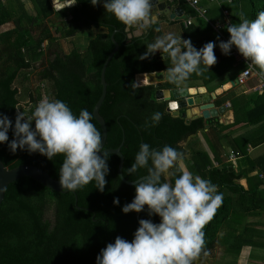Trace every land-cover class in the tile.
<instances>
[{
  "label": "trees",
  "instance_id": "trees-1",
  "mask_svg": "<svg viewBox=\"0 0 264 264\" xmlns=\"http://www.w3.org/2000/svg\"><path fill=\"white\" fill-rule=\"evenodd\" d=\"M180 3L189 15L199 16L192 6L183 0ZM220 5L221 8L228 9L233 24L240 23L241 13L245 18L253 20L260 11H264V0H220ZM53 12L49 0H40L38 14L36 17L26 16V22L38 25ZM54 15L62 19V26H57L53 33L48 26H19L21 20L15 22L18 26L0 32V113L7 115L14 125L17 109L25 115H31L43 98L65 102L77 116L81 109L92 113L101 94L100 70L114 47L111 40L113 33L119 47L106 66V94L99 107V114L104 118L107 128L104 148H116L123 140L120 147L124 157L122 174L126 180L134 181L147 174L146 169H139L132 175L127 172L142 143L157 150L164 145L172 146L185 153L183 161L187 162L193 175L210 180L217 186L219 193L227 190L236 195L235 199L231 195L223 197L222 206L203 229L205 252H208L213 248L219 237L217 232L226 225V221L233 219V215L252 213L259 206L258 202L264 192L259 186L263 182L257 177L253 178L256 179L253 182L247 174L251 166H258V172L264 171V154L257 165L246 159L250 167L239 171L229 170L226 166L213 167L207 154L200 148L193 149L191 141L188 148L183 147L181 142L202 131L204 138L211 142L214 157L218 158V148L222 144L217 138L215 142L211 141L212 135H216V129L219 128V133L222 134L243 124L262 121L264 92L252 93L243 102L233 100L234 114L242 111L243 119L237 118L229 125H221L212 117L188 119L181 115L172 116L167 101L155 100V91L162 87L173 88L174 85L169 82L139 85L136 80L139 74L164 70L170 66V61L156 58L159 53L150 59H139L146 51V45L161 35L160 32L151 29L147 36L129 40L124 32V25L112 14L105 12L103 3L93 6L90 0H78L75 6L57 11ZM198 20L197 25L191 24L185 30L187 37L213 30L207 21ZM2 22L1 20L0 23ZM91 26L103 27L105 30L90 38L82 51L72 37L81 28ZM225 32L229 39L227 28ZM63 38L67 52L63 51L59 42ZM44 41L52 52L37 71L33 62L43 54ZM228 62L229 59L220 61L202 75L195 76L208 82L227 71L231 67ZM254 68L264 76L258 67ZM33 72L39 83L31 88L25 83L29 82V73ZM156 112L163 114L162 119L155 126L146 127V122L151 124V117ZM92 123L101 133L93 115ZM260 128L259 134L246 140L252 146L264 142V136L258 137ZM8 136L11 141V129ZM223 137L229 142V146L241 152L245 141L229 139L225 135ZM63 158L58 155L49 160L38 152L30 154L19 149L13 153L7 143H0V159L8 168L20 164L34 165L59 179ZM118 162V156L109 154L107 163L110 171L106 176L107 183L103 192L95 188V181L77 191L67 192L51 190L28 176L11 182L0 204V264H96V257L101 249L108 243H114L117 236L128 241L134 238L140 219H151L154 223H159L158 215H148L147 206L139 213L122 212V207L135 196V184L129 185L120 179L117 173ZM175 178L170 175L168 180L174 183ZM240 178L247 179L251 186L241 185ZM116 197L119 198L118 205L113 203ZM234 202L235 208L232 206ZM239 210L241 214H236ZM231 237L238 244L234 248L238 253L243 241L242 232L224 234L221 238L225 243Z\"/></svg>",
  "mask_w": 264,
  "mask_h": 264
},
{
  "label": "clouds",
  "instance_id": "clouds-1",
  "mask_svg": "<svg viewBox=\"0 0 264 264\" xmlns=\"http://www.w3.org/2000/svg\"><path fill=\"white\" fill-rule=\"evenodd\" d=\"M77 2L66 0L55 10L59 12ZM101 2L105 12L124 25L129 40L142 37L149 29L160 32V28H154L158 24L153 13L155 0H90L93 6ZM56 3L53 0V7ZM227 31L230 38L219 42L221 52L230 55L235 46L242 57L264 73V11L253 20L241 13L240 23H230ZM215 47L216 43L209 41L197 49L190 39L165 33L147 44L139 59H150L159 52L162 59L170 61L161 75L181 88L192 74L202 75L216 64ZM162 115L154 113L151 124L146 122L145 126H155ZM0 143H7L13 153L18 149L30 154L38 152L49 160L62 155L61 191H77L93 181L100 192L105 189L109 153L104 150L101 133L87 109H81L77 116L65 102L43 98L31 115L17 109L14 125L7 115L0 113ZM184 159V152L169 145L159 150L147 143L140 145L127 172L132 175L146 169L147 174L135 181V196L122 207V212L139 213L147 206L148 215H158L160 222L140 219L134 238L128 241L117 236L114 243L101 249L96 264H196L202 253L207 255L203 229L222 206L223 194L210 180L186 170ZM170 175L176 177L174 183L168 182ZM113 203L118 205L119 198H114Z\"/></svg>",
  "mask_w": 264,
  "mask_h": 264
},
{
  "label": "crops",
  "instance_id": "crops-1",
  "mask_svg": "<svg viewBox=\"0 0 264 264\" xmlns=\"http://www.w3.org/2000/svg\"><path fill=\"white\" fill-rule=\"evenodd\" d=\"M165 1L167 4L172 5L174 7L176 16H181L182 14L186 15V18L179 19L181 20V26H180L181 33L176 34V36H181L182 39H190L192 44L197 49H199L200 47H202L205 43L209 41H213L217 43L219 42L218 34L214 31L213 28H212L213 29L212 31H208V32L205 31L204 33L197 34L196 36L187 37L185 34V30H187V28L190 26H187V27L184 26V21L187 18H192L193 25H197L199 22L198 19H202V20L204 19V21H207L211 26V23L217 20H220V18H222L223 10L228 11V9L220 7L221 6L220 0H207V1L198 0L197 5L202 10H204L203 17H199L197 15L196 16L189 15L184 5L180 3V0H165ZM183 1L186 2L191 7V5L186 0H183ZM49 2L51 3V6L53 7L51 0H49ZM39 4H40V0H0V21L1 20L3 21L2 23H0V32L11 29L13 26H18V25L19 26H32L33 25V26H48L50 31H52L53 33L57 26H62V22H61L62 19L54 15V13L57 12L54 7H53L54 12L51 15L47 16V18L43 22L40 21L38 25H36L37 23L32 24V25L28 24L26 22L27 19L25 17L26 16L36 17V15L38 14V10H39ZM195 11L197 13V10ZM153 13L158 17L157 25H158V28H160V34L163 35L165 33H172L171 30L168 29L169 26H164V25L168 23H172L173 21H176V19H173V18L167 19V17L163 13L158 12V10L156 9L155 3H154V8H153ZM228 15L230 17L229 11H228ZM19 20H21L19 24L15 25V22ZM46 22L48 23V25L46 24ZM4 26H9V27L4 28ZM196 27H199V26H196ZM227 27L228 26H223L221 29L222 35L225 36V38H227L226 40H228V37L225 32V29ZM150 31L151 29H149L147 33L143 35V37L147 36L150 33ZM73 38L74 36L72 37V40ZM61 40H64V39H61ZM44 43L46 45V41H44ZM214 53L217 57L216 64H218L220 61L222 62L223 60L226 61L229 59L228 63H231V67H229L227 71L210 79L208 82H204L203 79H201V77H197L195 76L196 74H192L191 78L187 80L181 88H177L174 85L173 88L162 87L159 89H169V90H174V91L175 90L180 91L182 89H185V90L204 89L206 90L207 93L217 91V95L215 96L214 99L211 100L214 103V109L213 110L209 109V111L210 110L215 111L216 113V110H217L218 112L216 114H211L210 117L214 118L215 121H217L221 125H229L237 118L243 119L242 111H238V114H237L238 116L234 114L235 104H233V100L243 102L252 93L262 94L263 92L257 93L251 90L252 86H254V84L258 83L259 81L257 77H254V76L250 77L243 82L238 80V73L243 68L238 70V67L234 65L236 60L232 56L223 54L220 49L214 50ZM156 58L162 59L161 54L160 53L157 54ZM162 71L163 70H158L154 72L139 74L136 76V80L141 81L140 79H143L144 81H146V84H153V85L163 84L168 81L165 80L163 76L161 75ZM235 79H237V82L235 81ZM175 96L176 98L174 100H177V102L181 101L184 104V107L179 109L180 113L185 111L187 107L191 108V105H187V102H186L187 96H184L182 94L175 95ZM170 100H173V97H171ZM195 109H197V107L192 109L193 110L192 115H195V117L193 118H196V117L206 118L204 116H201V114L203 113V110L197 111ZM169 111L171 113L170 109ZM188 119H192V118H188ZM259 127H261L260 128L261 132H260V136L258 137H262L264 136V119L255 124L240 125L238 127L229 129L227 132H223L222 134L221 132L219 133L220 129L217 128L216 135L214 136L212 135L211 141L215 142V138H217L219 142H221L222 144V146L218 148V151H219L218 158L214 157L215 152H213L212 146L210 147V149L206 148V152H205L207 156L209 157L212 166L217 167V168L226 166L229 170L234 169L236 171H239L241 169L250 167L248 166L246 159H249L250 161L254 162L257 165L261 156L264 154V142L256 146H252L246 140L252 138L256 134H259L258 132ZM199 133L203 135L202 131H198L195 135L187 137L183 142H185L188 138H192L194 136L196 137V135L199 136ZM223 134L227 136L229 139H233V140L240 139L242 141H245V144H243V148L241 152L229 146V142L223 137L224 136ZM209 143L211 145V142ZM203 144L206 146V141H204ZM223 147H227L229 151L227 152V150H224ZM231 151L237 154V156L235 157V160L229 159L228 154ZM182 163L184 164L186 170L189 171L187 162L182 161ZM247 176L249 178H252L251 180H253V182H256V179H253L256 177L257 179L259 178L260 180H262L263 184H261L259 187L261 190L264 191V171L258 172V166H255V167L251 166V170L248 172ZM239 182L244 187L251 186L249 181H247V179L245 178H240ZM232 198L235 199L236 195H233ZM258 203H259V206L254 212L242 213L241 216H239V218L242 220L241 230H236V228H230L229 222L231 219H229L230 218V215H229L228 216L229 220L227 219L228 220L226 221L227 223L225 222L226 225L222 226L220 228V231L217 232L219 237H217L216 241L218 242L223 241L221 237L224 236V234L227 235V232L230 229H231L230 231H233L234 234H239L242 232L243 241L240 245L238 253L233 255V258H234L233 264H264V211H261V208H263L264 210V207H263L264 206V192H263L261 201H259Z\"/></svg>",
  "mask_w": 264,
  "mask_h": 264
},
{
  "label": "water",
  "instance_id": "water-1",
  "mask_svg": "<svg viewBox=\"0 0 264 264\" xmlns=\"http://www.w3.org/2000/svg\"><path fill=\"white\" fill-rule=\"evenodd\" d=\"M51 2L53 4V0H51ZM64 2H66V0H57V3L55 4L54 8L60 7L61 4ZM155 5H156V9L158 10V12L163 13L167 17V19L173 18V19L179 20L182 18L183 19L186 18L185 14H182L181 16H176L174 7L172 5L167 4L165 0H155ZM66 8H70V7H66ZM111 40L113 42L114 47L111 50V52L108 54L106 59L104 60L103 65L101 67V70H100V82L102 86L101 94L98 100L96 101L93 107V110H92V115L94 119L96 120V122L99 124L100 129H101L103 147H104L106 136H107V128H106L104 118L99 114V107L102 101L104 100V97L106 94L107 84L105 81V69L111 57L118 50V47H119L118 43L114 39L113 33L111 34ZM235 81L237 82V79H235ZM137 83L139 85H145L146 81L141 80V81H137ZM174 92H175L174 90H169V89H158L155 91L156 101H168V108L171 110L172 116L181 115V116H186L188 118H193L195 117V115H192L193 114L192 109H194L195 107H197V109H195L197 111L203 110V113L201 114V116H204L206 118H209L211 114H216L218 112L217 110H216V113L215 111H211V110L209 111V109H212V110L214 109V103L211 100L215 98V96L217 95V91L207 93L206 90L204 89H195V90L187 89L186 94H184V96H187L186 102H187V105H191V108L187 107L185 111L181 113L179 109L184 107V104L181 101L177 102V100H174L176 98V96L174 95L175 94ZM171 97H173V100H170ZM122 143H123V140L121 144ZM121 144L120 146L116 148H104V150L107 151L109 154H115L116 156H118L119 158L118 167H117L118 176L124 183L129 184V185H134L135 181L140 179L142 176L134 181H128L123 177L122 167H123L124 157L120 151ZM101 155H103V153H101ZM22 176H28L32 179H35L42 185L56 192H67V191H61V188L59 185V179H55L51 177V175H49L47 171L37 166L28 165V164H20L15 167L8 168L4 165V163L0 159V204L2 200L4 199V194H5V190L7 186L11 182L17 180L18 178Z\"/></svg>",
  "mask_w": 264,
  "mask_h": 264
},
{
  "label": "rangeland",
  "instance_id": "rangeland-1",
  "mask_svg": "<svg viewBox=\"0 0 264 264\" xmlns=\"http://www.w3.org/2000/svg\"><path fill=\"white\" fill-rule=\"evenodd\" d=\"M46 24L48 25L47 22H46ZM50 26H52V25H50ZM164 26H169L168 29H170L171 32L175 35L178 33L179 34L181 33V28H180L181 20L173 21L172 23L165 24ZM7 27H9V26H4V28H7ZM104 30L105 29L103 27H95V26L83 27L80 29L79 32H77L74 35L73 41L75 42L77 47L80 50L82 49V51H83V50H85L89 39L92 38L96 33L100 32V31H104ZM59 42L61 44L63 51L67 52L68 49H67L65 40H59ZM215 43H216V47L214 50H219L220 49L219 48V42L218 43L215 42ZM43 46L44 47L46 46L45 43L43 44ZM51 52H52L51 48L46 47L43 51V54L38 56V58L33 62V64H34L33 67L37 71L41 68L42 64L45 63V60L47 59L48 56H50ZM234 65L238 67V70L243 68V64H241L239 62H235ZM34 72L29 73V76H30L29 82L25 83L27 86H30L31 88L35 87V85H37L39 83L38 77H36ZM236 72H238V71H236ZM147 78H148V76H147ZM140 80H143V79H140ZM190 141L193 145V149L200 148L201 150L206 152V148L210 149V147H211L210 143L204 138V134L202 135L199 133V136L196 135V137L194 136V138H192V139L188 138L185 142H183L181 144H182V146L188 148L190 146ZM204 141H206V146L203 144ZM223 148H224V150H227V152L229 151V149H227V147H223ZM168 182H169V180H168ZM221 193L223 194V197L226 195H231V196L234 195V194L229 193L227 190H224ZM235 203L236 202H234V204L232 205V206H234V208L236 207ZM261 211H264L263 208H261ZM236 214H241V211L239 210V212ZM50 215H51V212H49L48 216H50ZM233 216H234V218L231 219L229 222L230 228H236V230H241L242 220L239 218L240 215L239 216L233 215ZM230 230H228L229 233L227 232V234H230V235L234 234ZM237 246H238V244L236 243L235 239L232 237L229 238L225 243L223 241H220V242L215 241L214 247L212 249H210L208 252H206L207 255H205V254L202 255L200 257V259L196 262V264H233L234 263L233 255H235V253H237V252H235L234 248H237Z\"/></svg>",
  "mask_w": 264,
  "mask_h": 264
},
{
  "label": "built area",
  "instance_id": "built-area-1",
  "mask_svg": "<svg viewBox=\"0 0 264 264\" xmlns=\"http://www.w3.org/2000/svg\"><path fill=\"white\" fill-rule=\"evenodd\" d=\"M195 10H197V13L199 17H203L204 15V10H202L198 5V0H186ZM230 2V0H228ZM231 23L230 17L228 15V11L223 10L222 11V18L220 20H217L213 23H211L212 28L214 31L218 34V40L220 41H227L226 38L222 35L221 29L223 26H228ZM193 24L192 18H187L184 21V26H190ZM230 56H232L236 62H239L243 64V69L238 73V80L241 82L247 80L250 77H257L258 78V83L254 84L252 86V91L257 92V93H262L264 92V76L260 74L256 69L254 68L253 65H251L242 55L238 52L235 46L232 47ZM229 159L230 160H235V157L237 156L236 153L230 152L229 154Z\"/></svg>",
  "mask_w": 264,
  "mask_h": 264
},
{
  "label": "bare ground",
  "instance_id": "bare-ground-1",
  "mask_svg": "<svg viewBox=\"0 0 264 264\" xmlns=\"http://www.w3.org/2000/svg\"><path fill=\"white\" fill-rule=\"evenodd\" d=\"M225 37V36H224ZM227 39V38H226ZM239 83V82H238ZM184 92V93H183ZM185 92H186V90L185 89H182V90H180V91H177V90H175V95H179V94H182V95H184L185 94ZM30 109V108H29ZM27 115V114H26Z\"/></svg>",
  "mask_w": 264,
  "mask_h": 264
}]
</instances>
